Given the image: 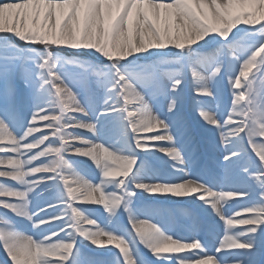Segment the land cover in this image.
Here are the masks:
<instances>
[{
    "label": "snow or ice",
    "instance_id": "6c2138e0",
    "mask_svg": "<svg viewBox=\"0 0 264 264\" xmlns=\"http://www.w3.org/2000/svg\"><path fill=\"white\" fill-rule=\"evenodd\" d=\"M0 253L264 264V0H0Z\"/></svg>",
    "mask_w": 264,
    "mask_h": 264
},
{
    "label": "bare ground",
    "instance_id": "6f19581e",
    "mask_svg": "<svg viewBox=\"0 0 264 264\" xmlns=\"http://www.w3.org/2000/svg\"><path fill=\"white\" fill-rule=\"evenodd\" d=\"M144 135H149V134L145 133ZM0 259H3V254L2 253H0Z\"/></svg>",
    "mask_w": 264,
    "mask_h": 264
}]
</instances>
